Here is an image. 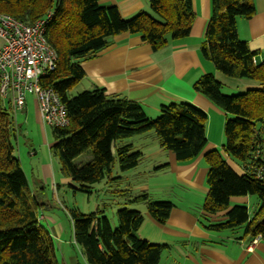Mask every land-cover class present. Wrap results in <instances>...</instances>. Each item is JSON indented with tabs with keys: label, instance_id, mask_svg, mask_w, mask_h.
<instances>
[{
	"label": "trees",
	"instance_id": "trees-1",
	"mask_svg": "<svg viewBox=\"0 0 264 264\" xmlns=\"http://www.w3.org/2000/svg\"><path fill=\"white\" fill-rule=\"evenodd\" d=\"M101 1L0 0L1 13L27 24L54 12L46 37L58 60L42 85L59 92L70 125L52 128L55 141L51 152L59 158L63 173L83 193H91L95 184L110 177L116 161L122 173L140 165L143 152L124 143L127 139L155 132L162 148L174 153L178 162L197 158L208 144V115L192 104L163 106L159 117L151 119L140 103L122 95H108L100 87L71 95L86 76L82 63L95 58L110 38L139 34L143 43L158 51L170 40L188 37L196 19L192 0H149L154 15L140 12L130 19L122 16L118 6H103ZM212 9L202 45L204 57L227 77L254 80L260 88L226 95L211 74L194 85L226 113L223 150L244 170L243 175L235 172L218 150L206 154L209 193L200 223L206 230L225 233L234 240H264V163L256 159L257 152L264 151V61L255 62L258 52L240 38L237 25L240 18H253L257 8L252 0H212ZM11 110V102L0 96V264H59L54 239L37 215L41 202L15 154L12 142L17 128ZM88 152L92 155L90 162L74 164ZM241 196L258 199L253 215L246 206L229 208L232 198ZM138 200L160 223L169 219L175 206L170 201L151 202L146 194L129 201ZM226 209L224 219L211 218ZM70 216L75 241L84 250L88 264L160 263L165 246L144 241L138 235L146 220L143 212L119 209L116 229L104 211L83 214L71 210Z\"/></svg>",
	"mask_w": 264,
	"mask_h": 264
},
{
	"label": "crops",
	"instance_id": "crops-1",
	"mask_svg": "<svg viewBox=\"0 0 264 264\" xmlns=\"http://www.w3.org/2000/svg\"><path fill=\"white\" fill-rule=\"evenodd\" d=\"M192 1L196 19L188 37L170 40L166 47L154 51L149 44L141 41L139 34L123 33L114 36L95 58L82 63L86 76L81 82L87 83L86 91L100 87L108 95H122L140 103L149 117L160 115L163 106L174 103H188L204 110L208 115V144L197 158L178 162L176 155L166 151L160 144L151 156L149 150L143 147V158L155 161V169L166 166V169L176 176L178 184L185 186L189 192L191 190L195 196L198 194L201 200L209 193L206 184L208 164L205 159L208 152L220 151L239 175H243L244 170L242 165L230 159L223 150L226 113L196 91L195 83L204 75L211 74L222 84V91L226 94L259 89L260 84L254 80L227 77L204 57L202 45L213 14L212 0ZM252 1L257 8L256 14L250 20L238 19L237 25L240 38L248 43L253 52H258L255 62L262 63L264 0ZM101 4L118 6L125 19H130L140 12L153 15L149 0H102ZM2 45L3 40L0 38V46ZM36 118L41 120L38 109ZM54 188L57 190L58 185ZM181 202L187 205L175 204L165 223L151 217L147 207L141 211L146 220L138 233L140 239L165 246L159 264H264V240L248 237L239 241L225 233L210 232L200 223L204 203L194 199L192 194L184 197ZM39 204L43 207L48 204L52 208L51 202ZM226 213L227 211L211 218L224 219ZM42 217L44 220L48 219L47 226L44 227L54 242L58 243L59 249H63L67 225L50 216ZM72 226L74 235L73 221Z\"/></svg>",
	"mask_w": 264,
	"mask_h": 264
},
{
	"label": "rangeland",
	"instance_id": "rangeland-1",
	"mask_svg": "<svg viewBox=\"0 0 264 264\" xmlns=\"http://www.w3.org/2000/svg\"><path fill=\"white\" fill-rule=\"evenodd\" d=\"M85 86H87L86 82H80L71 91V95L77 96L86 91ZM240 93L237 91L235 94L226 95ZM35 104H37L36 97L28 95L25 111L11 110L15 115L17 128V135L12 143L30 186L36 192L35 195L41 203L51 202L52 208L48 204L45 207L42 205L37 208V215L41 224L47 226L48 219L44 220L42 216H50L67 225L68 231L63 238L64 248L59 249L58 243H55L59 264H87L84 250L74 240L71 210H79L83 214H92L98 210L104 211L112 227L116 229L118 227V210L127 208L141 212L147 205L142 200L137 202H130L129 200L145 194L148 195L151 202L170 201L174 205H178L182 203L181 200L184 197H189L191 194L194 199H199L202 204L205 202L207 196L200 200L198 194L195 196L191 190L189 192L185 186L178 184L176 176L166 169V166L155 169V161L143 157L138 167L124 173L120 171L116 161L112 168V175L95 184L91 193L78 191L79 185L63 173L59 158L51 152V146L55 141L53 129L36 118L38 106L36 105V109ZM158 117L159 115L150 118L156 119ZM124 143L135 145L136 150L143 153V147H146L145 149L149 150L150 156L153 154V150L159 144L161 145L155 132L127 139ZM21 153L22 157H20ZM91 160L92 155L88 152L76 158L74 164L78 166ZM57 185L58 189L55 190L54 187ZM258 204V199L254 196H241L232 198L229 208L236 205L246 206L250 210V214L253 215Z\"/></svg>",
	"mask_w": 264,
	"mask_h": 264
},
{
	"label": "built area",
	"instance_id": "built-area-1",
	"mask_svg": "<svg viewBox=\"0 0 264 264\" xmlns=\"http://www.w3.org/2000/svg\"><path fill=\"white\" fill-rule=\"evenodd\" d=\"M53 16L50 11L34 24H27L0 12V96L10 101L15 111H24L27 96L34 95L42 122L51 128H65L70 120L59 92L42 85L58 60L46 37ZM256 159L264 163V151H258Z\"/></svg>",
	"mask_w": 264,
	"mask_h": 264
}]
</instances>
